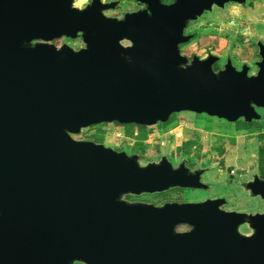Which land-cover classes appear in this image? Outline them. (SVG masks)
Wrapping results in <instances>:
<instances>
[{"label":"water","instance_id":"water-1","mask_svg":"<svg viewBox=\"0 0 264 264\" xmlns=\"http://www.w3.org/2000/svg\"><path fill=\"white\" fill-rule=\"evenodd\" d=\"M248 0H0V264H264V211L220 208L225 199L128 203L125 194L207 188L200 172L166 156L142 164L74 137L102 123L154 126L194 112L235 122L264 110L258 70L231 57L189 58L191 22ZM80 39L74 48L60 38ZM231 171V168H229ZM264 198V179L248 184ZM192 229L178 232V224ZM247 223L253 233L240 232ZM141 245L159 248H139Z\"/></svg>","mask_w":264,"mask_h":264},{"label":"rangeland","instance_id":"rangeland-1","mask_svg":"<svg viewBox=\"0 0 264 264\" xmlns=\"http://www.w3.org/2000/svg\"><path fill=\"white\" fill-rule=\"evenodd\" d=\"M134 1L120 0V4L108 10L107 14L121 16L124 12L132 11L137 7ZM188 32L196 34L189 43L181 46L182 52L188 57H207L214 53L221 56L219 66H223L225 60L231 57L238 68L246 63L250 66V73H254L258 69L256 62L261 60L258 43L264 42V0H248L243 5L229 3L224 8L214 7L213 11L206 12L194 21L188 27ZM55 43H68L74 48L83 46L80 39L65 37L55 40ZM117 128L126 130L127 136L121 138L112 135L111 132ZM134 131H138L139 135H133ZM135 136L138 137L133 140ZM75 138L103 142L118 150L137 153L145 164L157 160L163 154L173 158L182 155L190 158L195 165L209 166L211 169L204 176L205 180L211 182L210 190L173 189L133 195L130 197L132 200L162 203L219 195L229 200L228 208L252 212L264 210L263 198L249 195L238 185L254 174L264 173V133L259 134L254 123L229 122L185 111L175 113L167 122L154 126L136 127L117 122L93 125L75 135ZM227 165L241 170L237 181L232 184L228 182L225 171Z\"/></svg>","mask_w":264,"mask_h":264},{"label":"flooded vegetation","instance_id":"flooded-vegetation-1","mask_svg":"<svg viewBox=\"0 0 264 264\" xmlns=\"http://www.w3.org/2000/svg\"><path fill=\"white\" fill-rule=\"evenodd\" d=\"M109 1H111V0H109ZM135 2V1H134ZM135 4L137 5V7L135 8V9H133V10H136V9H138V8H140V5L139 4H137L136 2H135ZM213 11V10H212ZM124 14V13H123ZM122 14V15H123ZM121 15V16H122ZM120 17V16H119ZM193 22H191L189 25H188V27L192 24ZM188 27L186 28V33H191V32H188ZM194 34V37H195V33H193ZM64 38V37H63ZM191 41V40H190ZM55 42V41H54ZM189 43V42H188ZM185 44H187V43H185ZM59 45V44H58ZM183 45V44H182ZM181 45V46H182ZM195 56V55H194ZM220 56V55H219ZM193 57V56H192ZM191 57V58H192ZM221 57V56H220ZM190 58V57H189ZM202 58H204V57H202ZM220 61H221V59H220ZM220 61H218L214 66H215V69H220V68H222L223 66H219L218 64H219V62ZM225 62H226V60H225ZM258 62V61H257ZM257 62H256V64H257ZM225 64V63H224ZM218 65V67H216ZM241 68V67H240ZM251 70V69H250ZM258 70V69H257ZM257 70H256V72H257ZM256 72H254V73H256ZM254 73H250V74H254ZM258 111L260 112V114H261V118H259V119H256V120H253V121H246L245 119H243V118H241V119H239V120H237V121H243L244 123H247V124H251V123H254V126L257 128V130H258V133L259 134H263L264 133V110L263 109H258ZM175 114V113H174ZM198 114V113H197ZM207 115V114H206ZM209 116V115H208ZM172 117V116H171ZM211 117H215V116H211ZM218 118V117H217ZM220 119V118H219ZM224 120H226V119H224ZM228 121V120H227ZM237 121H235V122H237ZM229 122H231V121H229ZM160 123H162V122H160ZM122 125H124V124H122ZM128 125V124H127ZM130 125H135L136 127H139V126H141V125H137V124H130ZM84 130V129H83ZM138 135H139V133H138ZM74 137H75V135H74ZM136 137V136H135ZM138 137V136H137ZM137 137L136 138H134L133 140H135V139H137ZM130 138H132V137H130ZM82 140V139H81ZM101 143H103V142H101ZM105 144V143H104ZM107 145V144H106ZM115 148V147H114ZM116 149V148H115ZM118 150V149H117ZM119 151H126V150H119ZM128 154H137V153H130V152H128V151H126ZM163 156H166L167 158H168V160L169 161H171L172 162V164H173V166L175 167V168H178V167H180L182 164H184V166L187 168V170H188V173L189 174H191V173H195V172H197V171H202V172H200L201 174H200V178H201V180H202V182L204 183V184H206V185H208V187L207 188H196V189H192V188H189V187H185V188H183V187H174V188H171V189H169V190H166V191H170V190H173V189H186V190H190V191H199V190H202V191H205V190H210L211 188H212V185H211V182H209L208 180H205V178H204V176H205V174L207 173V172H209L211 169H210V167L208 166V167H206V166H199V165H195L194 163H193V161L190 159V158H188V157H184V156H182V155H180V156H176V158H173V157H171L170 155H166V154H163L160 158H158L157 160H153V161H160V159L163 157ZM140 161H141V159H140ZM150 162H152V161H150ZM142 164H145V163H143V162H141ZM149 163V162H148ZM147 164V163H146ZM234 166L233 165H227L226 166V169H225V171H226V173H227V175H228V182L229 183H233V182H235V181H237V179L238 178H236L237 177V175H239L240 176V173H241V170L240 169H238V168H233ZM229 168H231V171H229ZM238 176V177H239ZM255 179H264V173L263 174H254L253 176H251L250 178H248L246 181H244V182H240L238 185H240L241 187H242V189L244 190V191H246L249 195H251V192H250V190L248 189V184L250 183V182H252V181H254ZM228 183V184H229ZM166 191H163V192H166ZM157 193H161V192H157ZM142 194H155V193H142ZM142 194H132V193H129V194H125L123 197H122V199H124V200H126L128 203H137V204H144V205H153V206H156V207H161V206H163V205H165L166 203H168V202H179V203H185V202H193V203H198V202H204V201H206V200H209V199H225V202L222 204V205H220V208L221 209H224V210H227V211H232V210H236V211H243V212H247V213H256V212H263V211H256V212H252V211H248V210H245V209H239V208H228L227 207V205H228V202H229V200L226 198V197H222V196H219V195H207V196H204V197H201V198H189V199H181V200H173V201H164V202H162V203H159V202H154V201H145V200H132L130 197L131 196H133V195H142ZM252 196V195H251ZM253 197H260V196H253ZM261 198V197H260ZM264 199V198H263ZM175 229H176V231H178V232H186V231H190L191 229H192V227L189 225V224H187V223H181V224H178V225H176V227H175ZM239 230H240V232L241 233H243V234H245V235H250V234H252L253 233V229L252 228H250V226L247 224V223H243V224H240V226H239ZM139 248H159V246H151V245H141V246H139ZM75 264H84V263H82V262H76ZM142 264H145V262L143 261L142 262Z\"/></svg>","mask_w":264,"mask_h":264},{"label":"built area","instance_id":"built-area-1","mask_svg":"<svg viewBox=\"0 0 264 264\" xmlns=\"http://www.w3.org/2000/svg\"><path fill=\"white\" fill-rule=\"evenodd\" d=\"M89 1L90 0H76V4L83 6L89 3ZM104 1H109V0H104ZM138 133H139L138 131H134L133 135H138ZM111 134L116 137H121V138H125L127 136L126 130H124L123 128H117L115 131L111 132Z\"/></svg>","mask_w":264,"mask_h":264},{"label":"trees","instance_id":"trees-1","mask_svg":"<svg viewBox=\"0 0 264 264\" xmlns=\"http://www.w3.org/2000/svg\"><path fill=\"white\" fill-rule=\"evenodd\" d=\"M216 67H218V65Z\"/></svg>","mask_w":264,"mask_h":264}]
</instances>
